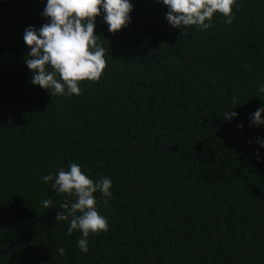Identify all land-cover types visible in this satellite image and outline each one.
Masks as SVG:
<instances>
[{
	"label": "trees",
	"instance_id": "obj_1",
	"mask_svg": "<svg viewBox=\"0 0 264 264\" xmlns=\"http://www.w3.org/2000/svg\"><path fill=\"white\" fill-rule=\"evenodd\" d=\"M130 2L120 31L96 19L100 81L52 96L31 83L24 41L49 22L47 0H0V264H264V124L250 120L264 107V0L185 31L162 0ZM71 163L112 181L107 205L94 194L109 231L87 253L71 217L56 220L67 194L43 181Z\"/></svg>",
	"mask_w": 264,
	"mask_h": 264
},
{
	"label": "clouds",
	"instance_id": "obj_2",
	"mask_svg": "<svg viewBox=\"0 0 264 264\" xmlns=\"http://www.w3.org/2000/svg\"><path fill=\"white\" fill-rule=\"evenodd\" d=\"M162 3L169 9L167 22L176 28L183 27L184 31L192 26L208 30L216 13L224 16L230 25L235 19L234 9L242 7L237 0H162ZM133 8L130 0H47L42 15L49 18V22L39 29L29 26L24 33V41L30 48L26 64L33 73L31 83L48 90L52 96H79L82 94L79 86L82 82H99L107 68V60L106 49L98 42L100 35L95 31L96 19L103 15L109 31L116 33L131 22ZM258 92L264 99V84ZM262 114L264 107L252 113L251 125L258 127L264 124ZM237 116L239 113L231 110L223 117L230 120ZM238 127L243 128V124ZM256 143L264 146V138H257ZM255 154L260 159L258 150ZM43 181L52 182L54 190L67 194L68 199L60 205L65 211H60L56 220L68 221L71 217L68 233L77 230L82 233L78 247L87 253V237L109 231L108 219L97 210L94 194L100 192L107 205L113 196L111 179L103 177L94 181L80 165L71 163L68 170L60 168L57 175L50 173L43 177ZM42 204L51 208L52 201L44 200ZM58 251L63 254L64 249Z\"/></svg>",
	"mask_w": 264,
	"mask_h": 264
}]
</instances>
